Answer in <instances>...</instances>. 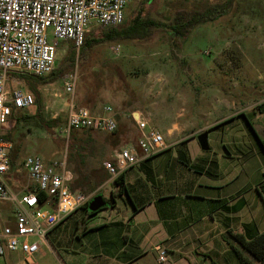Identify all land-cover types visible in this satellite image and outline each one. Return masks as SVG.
<instances>
[{
  "label": "rangeland",
  "instance_id": "rangeland-1",
  "mask_svg": "<svg viewBox=\"0 0 264 264\" xmlns=\"http://www.w3.org/2000/svg\"><path fill=\"white\" fill-rule=\"evenodd\" d=\"M143 1L127 0L125 20L119 28L127 24L129 15L135 13ZM217 4H224L226 12L215 20L199 24L184 37L159 28L142 42L115 39L94 43L74 62H65L71 43L59 41L56 67L64 68L65 72L54 82L38 86L35 83L40 91L39 95L33 91L36 104L17 110L21 119L12 125V163L4 175L7 184L14 191L34 188L23 161L30 154H38L47 162L64 160L71 174L70 182L95 174L92 181L95 187L89 189L86 185L82 191L91 198L102 193L107 202H111L109 188L114 180L104 167V161L112 159L114 150L137 141L140 116L164 134L167 145L179 152L190 149L193 156L188 163H199L195 153L207 151L202 150L198 135H191L207 130L209 144L215 147L217 142H226L227 131L239 127L249 136L246 145L253 146L256 152L259 150L264 158V147L247 120L257 124L259 129L264 125V113L257 108L264 99V0H151L146 7L151 17L166 21L179 11H201ZM104 30L106 28L95 25L88 29L91 33ZM53 38L50 35V39ZM70 74L77 75L74 94L65 90ZM33 83L14 74L8 79L10 87L28 90H32ZM245 101L254 105L246 107L242 104ZM72 103L86 106L95 113H102L105 105L111 106L118 124L116 132L73 131L69 135L65 127ZM243 109L245 113L234 121L226 120ZM51 119L56 122L49 123ZM261 131L264 134V130ZM73 142L83 147L82 156L78 153L72 156L70 145ZM179 152L175 155L177 158ZM250 152H254L252 147ZM206 153L202 155H211ZM205 163L210 167L212 162ZM200 189L204 188L196 187ZM125 197L128 201L127 194ZM0 207L2 220L11 223L12 203L0 201ZM91 211L94 210L88 201L87 207L79 208L52 228L47 236L51 247L42 244L34 256L36 262L104 264L98 244L103 230L93 227L101 212L91 217ZM246 255L253 264H264L253 259L250 253ZM22 259L21 251H6L0 255L1 264H22ZM133 264L155 263L153 256H147Z\"/></svg>",
  "mask_w": 264,
  "mask_h": 264
},
{
  "label": "crops",
  "instance_id": "crops-1",
  "mask_svg": "<svg viewBox=\"0 0 264 264\" xmlns=\"http://www.w3.org/2000/svg\"><path fill=\"white\" fill-rule=\"evenodd\" d=\"M242 104L254 105L250 101ZM107 106L97 114H105ZM244 113L245 109L226 120L234 121ZM252 126L263 139L264 125L261 129L257 124ZM246 132L243 127L229 130L226 142H217L209 149L201 147L207 151L194 152L199 160L195 164L187 162L193 156L190 149L179 152L167 145L124 172L131 194L128 201L126 190L120 191L121 186L113 181L109 188L111 205L90 214L101 212L93 227L103 230L98 239L103 263L133 264L153 256L157 264V247L163 246L169 252L166 264H194L193 260L239 264L232 234L250 237L264 230V158L259 150L246 145ZM204 152L211 155H202ZM206 161L212 162L210 167ZM199 186L205 190H196ZM46 244L51 247L48 240Z\"/></svg>",
  "mask_w": 264,
  "mask_h": 264
},
{
  "label": "built area",
  "instance_id": "built-area-1",
  "mask_svg": "<svg viewBox=\"0 0 264 264\" xmlns=\"http://www.w3.org/2000/svg\"><path fill=\"white\" fill-rule=\"evenodd\" d=\"M126 6L127 0H0V201L12 203L13 210V222L7 223L2 220L0 207V255L21 251L24 264H38L34 256L45 244L50 230L91 198L85 192L70 189L71 174L64 160L47 162L38 154H30L23 161L34 188L14 191L5 181L4 175L11 167L13 141L5 136L4 127L14 109L25 110L36 104L32 92L9 86V73H51L57 64L59 41L71 40L79 50L91 26L121 25ZM76 84L77 75H67L68 93L74 94ZM105 112L97 114L72 103L65 130L69 135L73 131L114 132L118 124L112 107H105ZM137 123V141L114 150L112 159L104 161L112 179L167 147L164 134L148 120L140 116ZM43 192L46 198L41 200ZM168 254L166 247L158 246L157 264H166Z\"/></svg>",
  "mask_w": 264,
  "mask_h": 264
},
{
  "label": "trees",
  "instance_id": "trees-1",
  "mask_svg": "<svg viewBox=\"0 0 264 264\" xmlns=\"http://www.w3.org/2000/svg\"><path fill=\"white\" fill-rule=\"evenodd\" d=\"M151 0H144L143 4L139 6L135 13H131L129 18L127 19V24L124 27L119 28L112 27L106 28L104 31H95L91 33L87 31L85 33L83 44L81 45L80 49L77 50L73 41L68 40L71 45L68 49L67 55L65 56V62H74L79 57L80 54H84L88 48L91 47L94 43L104 42L108 40H115V39H127V40H135L138 42L148 40L152 35L153 31L156 29H163L166 30L170 34H175L177 36H187L196 26L201 23L212 21L223 15L226 10L224 4L223 6L217 4L215 6H210L205 10H193V11H179L174 16L168 17L166 21L156 20L151 15H149V9H147V5H150ZM148 5V6H149ZM149 8V7H148ZM65 72V69L62 67H56L51 73L46 75L37 76L32 75L26 71L22 70H14L9 73L17 75L22 79H29L34 82L31 84L30 92H36V95L40 94V91L37 89L36 85H44L50 82H54L62 76ZM26 89V88H25ZM28 90V89H27ZM34 94V93H33ZM35 96V94H34ZM36 99V96H35ZM257 108L260 112H264V101L257 105ZM17 110H13V114L8 121L7 125L4 127L5 129V136L11 139V131L13 122L19 121L21 118L17 115ZM23 117H27V115H23ZM249 124L252 126V122L247 119ZM56 122V119H51L49 123ZM51 125V124H50ZM117 130V129H116ZM116 130L114 132H116ZM254 130V128H253ZM89 132V131H86ZM259 138V137H258ZM12 140V139H11ZM261 144L264 147V140L259 138ZM81 141V140H78ZM71 147V154L74 156V153L82 156L81 149L82 146H77L74 142ZM71 156V157H72ZM11 163H12V156ZM108 172V171H107ZM95 177V174H87L86 176L79 177L75 182H70V189L72 191H82L86 185H89V189H93L95 185H93L92 181ZM103 178V176H102ZM125 175L124 173L117 176L114 181L121 186L120 191L126 190L127 195L130 196V190L126 187L124 182ZM132 197V196H131ZM41 200L46 198V194L43 192L40 194ZM108 204L111 205L110 201ZM88 203L86 204V207ZM139 208L140 205H136ZM98 211V210H97ZM97 211H91L90 214L95 213ZM233 241L232 247L237 254L239 264H252V259L246 255V252L250 253L253 259L264 262V230L247 237L245 234H232ZM216 264V263H213Z\"/></svg>",
  "mask_w": 264,
  "mask_h": 264
},
{
  "label": "water",
  "instance_id": "water-1",
  "mask_svg": "<svg viewBox=\"0 0 264 264\" xmlns=\"http://www.w3.org/2000/svg\"><path fill=\"white\" fill-rule=\"evenodd\" d=\"M138 113H135L137 116ZM198 141L203 149H209L208 131L204 130L198 134ZM108 202L102 193H98L89 200V205L94 211H97L105 206Z\"/></svg>",
  "mask_w": 264,
  "mask_h": 264
}]
</instances>
